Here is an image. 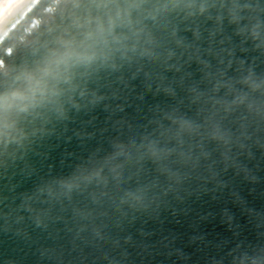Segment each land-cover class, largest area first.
<instances>
[{
  "label": "water",
  "instance_id": "water-1",
  "mask_svg": "<svg viewBox=\"0 0 264 264\" xmlns=\"http://www.w3.org/2000/svg\"><path fill=\"white\" fill-rule=\"evenodd\" d=\"M0 264H264V0H18Z\"/></svg>",
  "mask_w": 264,
  "mask_h": 264
},
{
  "label": "bare ground",
  "instance_id": "bare-ground-1",
  "mask_svg": "<svg viewBox=\"0 0 264 264\" xmlns=\"http://www.w3.org/2000/svg\"><path fill=\"white\" fill-rule=\"evenodd\" d=\"M18 0H7L0 7V23L7 17V15L13 11Z\"/></svg>",
  "mask_w": 264,
  "mask_h": 264
},
{
  "label": "built area",
  "instance_id": "built-area-1",
  "mask_svg": "<svg viewBox=\"0 0 264 264\" xmlns=\"http://www.w3.org/2000/svg\"><path fill=\"white\" fill-rule=\"evenodd\" d=\"M7 0H0V7L6 2Z\"/></svg>",
  "mask_w": 264,
  "mask_h": 264
}]
</instances>
